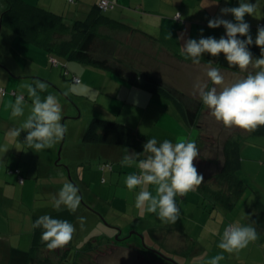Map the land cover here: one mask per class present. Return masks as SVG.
<instances>
[{"label": "rangeland", "instance_id": "374dc122", "mask_svg": "<svg viewBox=\"0 0 264 264\" xmlns=\"http://www.w3.org/2000/svg\"><path fill=\"white\" fill-rule=\"evenodd\" d=\"M0 1L1 14V10L5 8L6 2L5 0ZM109 1L112 2V6L104 10L108 16L122 20L134 28H138L150 35L156 36L159 45H161L162 42L165 44H163L164 46L170 48V51L180 55L185 56V54L182 53L181 47L184 46L187 40H199L202 35L205 37L208 29L213 30L212 28H207V17H204L206 12L201 14L199 12L203 9L196 8L197 15H195L196 17L193 19L183 14L182 19L177 20L173 15H166L170 7L165 4H158L157 0ZM74 2L72 4L69 3L68 8L70 11L65 14V20L69 24L76 19H85L89 12V8H91L90 6L95 2L99 3L100 0H74ZM86 3L89 5L87 8L85 7L87 6L85 5ZM82 5L84 8H82ZM259 27L262 26L256 25V27L250 29V34L253 36L252 38L254 41ZM101 32L112 37L116 41V55L123 61L131 63L135 69L148 70L164 83L175 86L189 97H196L193 96L195 94L194 84L197 82L202 84L201 79L204 78V75L201 74L202 69H200V67L196 68L197 66H195L193 68L192 66L183 64L180 59H178L180 58L178 55H176L177 58L167 53L166 50L157 47L149 40L139 36L137 32L114 31L107 28H102ZM222 35H225V33L222 32L221 36ZM14 37L22 39L10 29L0 25V62L18 67L16 66L17 61L14 49L20 50L21 47L24 48L23 51L27 52L28 57H39L37 52H31L29 48L26 49L25 46L20 45L16 41L14 42ZM32 47L38 49L36 46H33V44ZM38 51L44 53L42 48H39ZM45 56L49 62L48 68L53 70L52 74L49 73L51 79H45L47 82H43L42 80L30 78L27 79V81L29 84L31 83L33 87H35L36 81L45 84V89H37V94L41 99L49 94L55 95L59 99L63 109V119L61 123L67 125L68 131L64 139L56 145L57 148L55 150L53 162L44 168V172L41 176L34 173L36 174L34 175L35 197H33V191L30 196H25V202L29 205L28 207L31 213L37 214L34 212H38L43 208H45L44 213L50 212L49 210H52L50 208H54L52 206L53 198L58 195L64 184L72 183L77 189H80V191L78 190V195L81 193L83 198L80 207L76 211V217L73 222L76 227V232L73 234L72 241L76 253L82 254V244L97 238L100 234L116 239L117 231L113 229L114 226L121 228V238L128 237L125 240L127 243L122 245L113 243L110 244L109 247L103 245L102 249L104 253H106L101 260L99 259L100 264H162L160 261H163L164 264H175L172 260L176 261L177 264H209L210 259L218 254H222L224 257L219 264H264V238L262 237L264 231L262 232L258 227L256 229L258 233L257 240L251 242L246 248L238 252L228 253L217 246L228 224L237 221L243 226L254 224L255 220L252 216L249 218V221L244 217L247 206L241 205L240 202L237 206L230 209L224 205L213 204L204 194H198V197L192 194V196L190 195L191 199L188 200V202H190L188 209H185L184 206L180 208L181 215L177 222L175 224H164L161 223L159 219L157 220L158 217L155 213L147 212V206L143 209H137L135 207V199H133V202L127 203V208L124 209L121 208L118 199L115 200V206H109L110 203H105L94 198L95 196L88 195L82 180H84L86 184H94L95 190L102 192V188L104 187L102 180L104 176L101 172L102 170H100L99 164L104 160L106 161L101 155L94 154L93 150L96 144L83 141L84 133L92 117L103 116L102 118L123 122L134 132L150 134L152 137L157 138L158 141L169 139L173 143H176L174 141V138L177 139L176 134L167 132L164 127L167 126L173 129V126L177 125L178 120L176 116L171 115L170 111H167L168 113L163 117L162 115L159 117L158 112V117H155L157 119L156 122H154L152 118L149 124L147 123L148 117L155 116L154 112L156 108L150 106V102L147 100L134 96L129 90L124 89L122 86H119V84H115L111 80L113 74L110 71L107 72L109 73L108 75H110L107 76V80L103 74H94L83 79L82 83V79L80 82H76L71 77L76 76L82 78L81 75H75L71 72L69 75H65V68L63 69L59 65H52L50 57L47 55ZM30 64L32 65V62H29L28 65L30 66ZM1 66L5 69L4 72L11 73L6 65ZM91 67L92 66H89V69H93ZM43 72L48 73L47 71ZM227 80L229 79L225 78V85H227ZM4 87L9 88L7 89L8 91L16 90L18 95L26 94V92L23 91L25 90L24 86L21 87L23 90L17 87H8L7 85ZM25 101L33 102V97L27 94ZM169 103L172 102L170 101ZM31 108L32 103L30 106L24 107V116L26 118L31 114ZM198 126L199 129L191 127L190 130H192L193 134L189 132L190 130H187L188 128L186 129V135L191 134L186 139L196 141L200 152L199 155L203 157V165H200L201 169L197 167L198 173L204 176V181L201 184H204L210 189H217L219 183L214 178L209 177V175L214 174L221 166L222 143L229 136H233L232 131L236 126H224L222 122H218L211 115V111L207 110L201 113ZM6 141L5 144L7 145L12 143L13 139L10 136ZM61 147L62 150L59 155ZM6 149L8 151L10 146ZM130 151L133 150H128V153ZM110 162L112 161L110 160L109 163ZM193 163L197 165L198 159L194 160ZM4 169L6 170L7 167H4ZM25 178L29 180L31 176H25ZM110 184L111 183L108 182L106 185ZM140 190L141 189L136 188L132 193L136 191L139 192ZM113 193L114 187L111 195H113ZM152 193L155 195V192ZM186 203L187 201H185V204ZM195 205H197V207L194 210ZM89 207H92L94 210ZM23 209L24 212H26V208ZM121 210H125V212ZM0 216L3 219L8 218L2 213H0ZM14 217L16 219L23 218L24 224H26L27 221L28 223L31 221V217L29 218L25 213L15 214ZM80 217L86 218L82 228L79 222ZM138 217L141 221L137 219ZM147 220L148 222L155 223L159 221L160 224L169 228H188L185 231L201 246L196 245L198 249L190 244L182 246L178 244L180 242H176V239H173L174 242H171L170 245H168L169 248H167L165 245L167 239L162 235L167 231L156 230L157 233H155L154 230L149 231V225L146 224ZM141 225H146L147 227H142ZM16 231V225L11 228L10 225L8 226L0 220V240H2V238L7 240L13 237V241H17ZM134 231L136 233H134ZM22 233L24 236L27 234L25 227ZM31 235L32 232H30V236ZM141 237H143L144 243ZM144 244L148 249L143 247ZM29 249L30 245L23 250ZM63 250L64 249H61V252H63ZM154 250L161 252L172 260L160 259ZM61 252L58 254H62ZM56 253L57 251H54L50 254H53L55 258ZM95 256L96 252L93 249L90 254L78 258H80V264H97ZM74 257H76L74 253L71 256L69 255L63 264H74Z\"/></svg>", "mask_w": 264, "mask_h": 264}, {"label": "crops", "instance_id": "0c3cea01", "mask_svg": "<svg viewBox=\"0 0 264 264\" xmlns=\"http://www.w3.org/2000/svg\"><path fill=\"white\" fill-rule=\"evenodd\" d=\"M24 1L30 4H37L55 13H59L63 15L69 13L70 9L68 8V5L69 3L72 4L74 2V0L72 1H69V0H24ZM157 2L160 5L165 4L166 6L170 7L168 11L166 12L167 13L166 15L168 16L173 15L176 17L177 14L179 13L180 18H176L177 20H181L183 14H185L188 18L193 19L194 17H196L195 15H197L196 8L203 9L199 12L200 14L206 12L204 14L205 15L204 17H207L206 19L207 28H209L208 20L217 18V17H221L223 19H227V20H231L235 22L231 14L222 15L221 9L225 7H237L239 5V0H231V3H226V0H220L219 4L211 3L212 0H159V1L157 0ZM251 2L255 4L256 0H251ZM0 4H1V1H0ZM85 5H87L85 6L86 8L89 6L87 3ZM110 6H112V2ZM82 8H84L83 5H82ZM111 8H114V7H111ZM3 9L1 10V13ZM0 18H1V14H0ZM245 21L249 23L250 29H252L253 27H256V25L264 26V0H261V3L258 5L257 11L254 14V16L252 15L245 16ZM222 32L225 33V29L223 28V26H221L220 28L213 29V30L208 29L205 37L213 36L219 39L221 37ZM139 36H141L142 38L146 40H149L150 42L155 44L157 47L163 50H166L167 53L171 55H174V56L180 55V54H177L176 52L170 51V48L167 46H164L165 44L162 42H161L162 46L159 45L158 44L159 41H157L158 38L154 35H151V36L155 38V40L145 37L141 34H139ZM14 38H15L13 39L14 42L16 41L20 45L25 46L26 49L29 48L31 52H34V53L37 52L39 54V57L37 58L28 57L27 52L23 51L24 48L21 47L20 50H17L16 48L14 49V53H15L16 61H17L16 66L18 67H13L9 64H6L5 62H0L1 65L3 66L6 65L9 71H11V73H7L6 71L4 72L5 69L0 65V71H1L0 72V77H1L0 78V89H4V92H5L3 94L0 91V136H1L0 137V213H2L3 215L5 214V216L8 217L6 219H3L0 216L1 217L0 220L6 223V225L8 226L10 225L11 228H13L16 225V230H17L16 231L17 241H13V237L7 240L1 237L2 240H0V264H8V256L10 255V252L13 248L23 250L29 245H30V248L32 247L33 245V226L32 225H33V217L35 215H45V214H49V213L61 210L63 208H66L63 205L59 209L50 208L52 210H49L50 212H47V213H44L45 208H43L38 212H34L37 214H33L29 211L30 209L28 207L29 205L25 202L26 201L25 196H30L32 191H33V197H35L34 175L37 174L38 176H41L44 172V168L53 162L54 157H55V150L57 148L56 145L59 142L54 144L49 149H45L40 152H34V149L30 148L28 144L25 142L26 136H27L26 131L21 132L20 135H13V130L21 128L23 122L26 120V117L24 115L20 117L12 116V105L15 103V99L18 93L16 92V90L8 91L7 89L9 88H6L4 86L7 85L8 87H12V88L17 87L20 89L22 86H24L25 90L23 89L21 90L26 92V94L23 95L24 101H25L27 94L28 96H30L28 93L27 87H25L29 85L27 79L33 78L37 80H42L43 82L44 81L47 82L46 80L51 79L49 73L51 74L53 73V70L48 68L49 62L46 59L45 55L49 56V54L46 50L43 49L44 53H42L38 51L39 47L36 46L38 49H35L34 47H32V44L26 41L25 39L23 38L18 39L17 37H14ZM219 56H212L209 53H204L202 54L201 62L199 65L193 64L192 61L178 58L179 56L178 57L176 56V57L180 59V61L183 64H187L189 66H192L193 68L195 66H197L196 68L200 67V69H202L201 74L204 75V78L201 79L202 84H206L209 88L215 86L217 87L218 91L221 90L222 86L213 85L210 79L207 77L206 73L210 67H215V68L220 69L221 73L224 75V78L229 79L227 80V85L234 83L237 80L246 78L249 73L255 74L257 71L261 70L259 68L254 67L252 64H250L246 69H243V70L241 69L240 71H230L227 69H223L218 66ZM29 62H32V65L30 64L29 66L28 65ZM71 63L72 62L68 63L69 72L75 75L76 74L81 75L82 78L78 77L80 80L82 79L81 83L83 82V79H85L89 75H94V74L96 75L103 74V76H105V79L107 80L108 79L107 76H110L108 75L109 73L107 72L110 71L113 74L112 75L113 77H111V80L115 84H119V86H122L124 89L129 90L131 93L134 94V96L141 97L147 100L148 102H150L149 103L150 106L155 107L156 110L154 112L155 116L148 117L147 123L149 124L151 123L152 118L154 122H156L157 119L155 117H158V112H159V117L161 115L163 117L164 115L168 113L167 111H170L171 115L177 117L178 126L177 125L173 126V129H170L169 127L165 126L164 129L167 130V132H173L176 134L177 139L174 138L175 142H178L180 140H188L186 138H188L191 134H193L192 130H190L191 127L187 126L183 122L178 110L172 103H169L170 102L169 100L161 96L152 94L151 92H149L148 90L144 89L141 86H137L135 84L130 83L129 81L113 73L111 70L94 67V66L91 67L93 69H89L90 65H86L83 63L76 64L79 62L72 63V64ZM43 71H47L48 73H45ZM21 82H23L24 85ZM193 96H196L198 100H201L198 91H195V94ZM31 103L32 101L30 102L25 101L24 107L30 106ZM204 110L211 111L206 105L203 106L202 112ZM195 127L199 129V126H195ZM186 129L190 130L189 132H191V134L186 135L187 134ZM143 134H146L152 137L150 134H147V133H143ZM232 134H233L232 137L239 138L241 140V150H240L241 167L239 170H237V176L244 182L245 189L242 192L241 196L235 201V203L233 204L231 208H234L235 206H237L239 202L241 205L247 206L244 217L247 218V221H249V218H251L252 216L255 221H254V224H252L251 226L253 227L255 226L256 229L258 227L263 232L264 231V135H255L253 133V130H246V129H242L239 127H235V129H233L232 131ZM10 136L12 137L13 141L12 143L6 145L5 144L7 142L6 140ZM253 136H260V137H253ZM8 146H10V149L7 151L6 148ZM128 150H132V149L130 147H117V146L101 145V144L95 145L94 150H93L94 154L99 155V156L101 155L104 159H106V161L104 160L100 162V164L98 163L100 170H102L101 172L103 173V176H104L102 180L104 187L102 188V192H99L98 190H95L94 184L93 185L86 184L85 181L82 180V183L84 187L86 188L88 195L95 196L94 198L100 201H103L105 203H110L109 206H115V200L118 199L119 200L118 203L120 204L121 208H124V209L127 208V203L133 202V199H135L138 191H136L135 193H132V191H128V189L126 188L124 184V179L129 174L137 173L139 169L135 167L134 165L122 166L121 164L122 159L125 156L134 153L133 151H130L128 153ZM110 160L115 164H113L112 162L109 163ZM201 160L202 158L199 157L198 161L201 162ZM4 167H7V169L5 170ZM25 176H28V177L31 176V178L28 180L25 178ZM21 178L23 179V181L20 180ZM108 182H110L111 184L106 185L108 184ZM107 187H108V190H107ZM113 187H114V193L113 195H111V193L113 192ZM144 187H145V190L155 192L154 185H147ZM137 188L141 189L140 187H137ZM192 194L195 197H198L199 196L198 194H201L197 186L193 190L185 194L184 196L177 197V199L179 200L180 208L184 206L185 209H188L190 205V202H188V200L191 199ZM185 201H187L186 204H185ZM196 207L197 205H195L194 210ZM23 208H26V212H24ZM121 211L125 212V210H121ZM23 213H25L26 216H28L29 218L31 217V221H29V223L27 221L26 224H24L23 218L16 219L14 217L15 214H23ZM138 214H141V213H138ZM139 217L137 219L141 221ZM146 224L149 225L148 226L149 231L154 230L155 233H157L156 230H166L167 231L162 234L167 239L166 244H165L167 248H169L168 245H170L171 242H174L173 239H176V242H180L178 244H181L182 246L187 245V244H190L194 248H197L196 245L201 246L200 244L196 243L195 240H193L190 237V234H188V232L185 231L188 228H174V227L169 228L165 225L160 224L159 221L155 223V222H150V221L148 222L147 220ZM141 226L147 227L146 225H141ZM24 227L27 231V234L25 236L22 233V230L24 229ZM30 232H32L31 236H30ZM105 237H106L105 235L100 234L97 238L92 239V240L94 243H98V241L96 242L97 239L99 240L103 239L104 241H100V243L103 242V245L109 247L110 244L106 243L108 240V237L107 239ZM262 237L264 238V235ZM87 242L88 241L84 242V244L80 246L83 248L85 244H87ZM72 244H73V241H72ZM91 251L86 253V255L90 254ZM72 252L75 254V256L78 255L77 254L78 252L76 253L73 247L69 250L67 254H57L56 253L55 258L53 257V254H49L50 259L53 262L52 264H63L65 259H67L69 255L71 256L73 254ZM95 252H96V256L98 254L105 255L104 250L102 251L100 249H97L95 250ZM47 253H49V251L43 250V252L39 253V256H41L42 258V255H46ZM74 260H75V257H74Z\"/></svg>", "mask_w": 264, "mask_h": 264}, {"label": "clouds", "instance_id": "9594fccd", "mask_svg": "<svg viewBox=\"0 0 264 264\" xmlns=\"http://www.w3.org/2000/svg\"><path fill=\"white\" fill-rule=\"evenodd\" d=\"M219 2L220 0H212L211 3ZM226 3H231V0H226ZM260 3L261 0H256L255 4L251 0H239L237 7L222 8V15L231 14L235 22L217 17L208 20V27L216 29L223 26L225 35L219 39L202 35L199 40H187L181 47L185 58H190L193 64L199 65L204 53L212 56L223 53L230 67L243 70L252 64L261 69L255 74L249 73L244 79L225 85V78L220 69L210 67L206 73L207 77L213 85H221V90L218 91L215 86L209 88L199 82L194 84V90L198 91L202 103L211 110V115L226 127L236 126L253 130L264 126V26L258 28L256 39L253 41L250 25L245 21L246 15L254 16ZM176 18H180L179 13ZM253 43L261 49L259 58L254 57L250 51ZM26 87L29 95L33 97L31 114L27 116L21 128L13 130V135L26 131L25 142L34 152H40L62 141L68 128L66 124L61 123L63 109L59 99L51 94L41 99L37 94V89H45L43 82L36 81L35 87L31 84ZM24 104V96L17 95L12 105L13 117L24 115ZM144 153L149 155L140 159ZM198 157L199 149L195 140L173 143L169 139L158 141L155 137L147 140L142 153L125 156L121 161L122 166L135 165L139 169V172L129 174L124 179L128 191L141 188L135 197V207L143 209L147 206V212L155 213L161 223L175 224L181 215L177 197L184 196L204 181V176L198 173L193 163ZM147 185L155 186V195L145 190L144 186ZM80 204L78 189L72 183L64 184L52 200L54 208L59 209L63 205L69 212H76ZM85 219L79 218L81 228ZM32 226L42 230L41 240L47 242L49 250L63 247L71 241L76 232L73 223L52 218L49 214L39 216ZM257 238L255 227L243 226L237 221L225 227L217 246L228 253L238 252ZM223 259V255L218 254L210 259L209 264H219Z\"/></svg>", "mask_w": 264, "mask_h": 264}, {"label": "trees", "instance_id": "16d2710c", "mask_svg": "<svg viewBox=\"0 0 264 264\" xmlns=\"http://www.w3.org/2000/svg\"><path fill=\"white\" fill-rule=\"evenodd\" d=\"M5 2L6 6L0 18L1 26L10 29L31 44L46 50L50 57L58 59L61 64L59 66L65 68V75H67L66 71H68V74L70 73L68 69V63L70 62H79L111 70L130 83L141 86L152 94L171 101L187 126H198L204 106L202 101L196 97H189L175 86L164 83L148 70L135 69L131 63L123 61L116 55V41L112 37L103 34L101 29L133 31L155 40L145 31L108 16L98 2L92 5L85 19H76L71 24L65 20V15L55 13L37 4H30L24 0H5ZM242 38L246 39V37ZM250 51L253 56L259 58L261 49L255 43L250 46ZM178 56L191 61L190 58L186 59L184 55ZM218 66L230 71L241 70L239 67H230L223 53L218 58ZM71 78L73 79L74 76ZM253 133L264 135V126L253 129ZM151 138L149 135L134 132L123 122L94 116L88 123L83 141L93 144L130 147L134 153L139 154L143 152V145ZM240 150L241 140L239 138L232 136L226 138L221 147V166L214 174L209 175L219 183V187L210 189L204 184L197 186L199 192L209 198L215 205H224L231 208L245 189L244 182L237 176V170L241 167ZM147 155L149 154L144 153L139 158L145 159ZM201 158L203 160V157ZM201 162L198 161V164L194 165L200 167L201 164L203 165ZM49 215L52 218L68 220L73 223L76 212H69L67 208H63L49 213ZM39 216L41 215L33 217V223ZM41 231V229L33 228L32 247L29 250L13 248L8 256V264H52L49 255L51 252L57 251L58 254L61 249H64L61 253L67 254L73 247L71 239L63 247L49 250L46 246L47 242L41 240ZM105 238L107 239V237ZM97 241L98 243H94L93 240H90L83 248L81 247L83 253L81 255L77 253L74 264H80V258L78 257L85 256L93 249L103 251V242L100 243V241L104 240L97 239ZM106 243L120 245L127 243V241L108 237ZM43 250L50 253L42 255L41 258L39 253ZM104 256L98 254L96 263L100 264L99 259L101 260Z\"/></svg>", "mask_w": 264, "mask_h": 264}, {"label": "water", "instance_id": "95a60500", "mask_svg": "<svg viewBox=\"0 0 264 264\" xmlns=\"http://www.w3.org/2000/svg\"><path fill=\"white\" fill-rule=\"evenodd\" d=\"M61 150H62V147L60 148V150H59V155L61 154ZM59 158H60V156H59ZM77 186V185H76ZM78 190L80 191V189L78 188ZM80 197H81V200L83 199L82 198V194L80 193ZM90 209H93L92 207H89ZM94 210V209H93ZM113 229L114 230H116L117 231V235H116V240H123V239H125V238H128V237H125V238H121L120 236H121V228L120 227H118V226H114L113 227ZM134 233H136L135 231H134ZM130 235H131V233H130ZM129 235V236H130ZM141 239H142V241H143V243H144V239H143V237H141ZM143 247L144 248H147L148 249V247L144 244L143 245ZM155 251V250H154ZM157 254H158V256L160 257V258H163V259H170L169 257H167V256H165L164 254H162L161 252H158V251H155ZM170 260H172V259H170ZM172 262H174L175 264H177V262L176 261H174V260H172Z\"/></svg>", "mask_w": 264, "mask_h": 264}, {"label": "built area", "instance_id": "2783aa9c", "mask_svg": "<svg viewBox=\"0 0 264 264\" xmlns=\"http://www.w3.org/2000/svg\"><path fill=\"white\" fill-rule=\"evenodd\" d=\"M69 1H72V0H69ZM99 5H100L101 8H103V9L105 10L106 8H108V7L111 5V2H110L109 0H100ZM50 62H51L52 65H61L60 62L58 61V59H56V58H54V57H50ZM65 73H66L67 75H69V74H68V71H66ZM73 79H74L76 82H80V79H79L78 77H76V76H74ZM0 91H1L3 94L5 93V92H4V89H0ZM107 166H108V165H107ZM20 180L23 181L22 178H21Z\"/></svg>", "mask_w": 264, "mask_h": 264}, {"label": "flooded vegetation", "instance_id": "af4514ba", "mask_svg": "<svg viewBox=\"0 0 264 264\" xmlns=\"http://www.w3.org/2000/svg\"><path fill=\"white\" fill-rule=\"evenodd\" d=\"M123 240H126V238L125 239H123ZM160 259H162V258H160ZM162 264H164V262L163 261H160Z\"/></svg>", "mask_w": 264, "mask_h": 264}]
</instances>
